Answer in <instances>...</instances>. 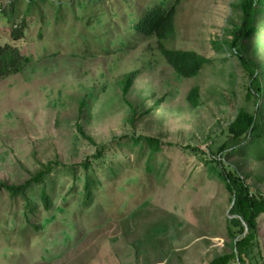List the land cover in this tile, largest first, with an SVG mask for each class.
Wrapping results in <instances>:
<instances>
[{
    "label": "rangeland",
    "instance_id": "1",
    "mask_svg": "<svg viewBox=\"0 0 264 264\" xmlns=\"http://www.w3.org/2000/svg\"><path fill=\"white\" fill-rule=\"evenodd\" d=\"M160 1L33 0L28 32L11 41L30 61L0 79V182L22 183L49 161L58 163L44 178L50 210L41 184L26 192L33 214L23 198L0 188V264H208L230 252V194L211 175V149L228 139L241 108H256L246 99L248 75L231 47L241 0H180L167 46L208 60L192 78L166 63L155 38L125 52L107 44L113 38L130 46V13ZM11 2L16 20L31 0H0V11H12ZM79 2L89 12L97 4L104 11L108 33L97 31L101 41L76 20ZM57 4L66 21H58ZM257 21L243 51L264 81V12ZM11 24L1 12V44ZM83 46L90 47L85 55ZM132 71L138 75L123 95ZM260 111L261 130L249 152L226 153L223 163L264 195V92ZM144 136L157 138L161 150L149 151ZM253 252L264 264V214Z\"/></svg>",
    "mask_w": 264,
    "mask_h": 264
},
{
    "label": "trees",
    "instance_id": "2",
    "mask_svg": "<svg viewBox=\"0 0 264 264\" xmlns=\"http://www.w3.org/2000/svg\"><path fill=\"white\" fill-rule=\"evenodd\" d=\"M32 2L33 0L28 3V10L23 12L24 16L16 20L12 16L15 13L13 8L15 2H11L9 5L12 6V11H6L5 9L0 11V13L2 12L8 15L12 23L9 29V40L4 44L0 42V79H5L21 72L25 66V62L30 61L21 54L20 48L11 44V41L17 42L24 39L23 36L28 32L26 25L29 14L31 13L30 5L33 4ZM179 2L180 0H162L160 3L154 4L151 7L145 5L140 13L131 12L130 15H134L135 17L130 21L132 22L131 29L133 31L130 46H127L124 40H121L119 44H115L113 38H110L107 44L115 45L114 48L120 47L118 50L125 52L129 48L137 46L136 43L139 40L146 41L155 38L159 45V51L166 63L178 75L184 78L197 76L208 60L195 51L180 50L167 46L168 41L174 33V21ZM83 3L79 2L78 6L81 8ZM98 6L100 5L97 4V8L90 12L87 8L82 7L83 10L80 11L82 16L76 20L80 21L83 27L88 30L91 29L90 31L95 33L93 36L96 41H101L102 37L96 33L100 31V33L104 32L107 34L108 21L107 19L104 21V11H99ZM237 6L241 11V24L233 31L231 47L248 75L246 99L252 101L256 108L252 111L247 108H241L234 121L228 127V139L215 150L211 149L213 155L211 159L215 163V166L212 165L213 167H211V175L213 178L220 180L230 194L231 206L226 220V229L230 237L231 250L230 252L215 256L208 264H232V262L237 264H259L253 250L258 245V218L264 214V195L253 192L238 170L229 169L223 163V158L226 153L249 152L250 145L258 137L261 130L260 119L263 115L260 111V101L264 92V81L261 80L257 62L244 53L243 45L250 38L251 34L257 32V14L261 11L264 12V0H241ZM63 10L65 9L57 4L54 13L58 21H66L67 19ZM71 12H74V7ZM86 15H89L90 18ZM113 15H117V12H113ZM138 16L140 18L137 20ZM97 28L101 29L97 30ZM67 31L75 32L71 28H67ZM38 35L39 39H41V32ZM106 46L104 49H106ZM46 49L44 48V50ZM89 49V46H83L79 51L82 55H85ZM146 63L150 65L151 60L146 61ZM137 75V71H132L124 76V86L122 87L123 95L128 93ZM198 98L199 88H192L188 95L190 104L197 106ZM144 137L147 141L149 151L156 152L161 150L160 141L157 138ZM133 139L136 143H141L142 141L141 136ZM186 148L193 150L191 146H187ZM55 163H58V161H49L25 182H0V188L4 189L9 197L13 199L23 198L29 213L33 214L35 207L29 200L26 192L33 184H41L40 197L43 207L46 210H50L52 200L44 184V178L53 170ZM84 167L87 168V164H84Z\"/></svg>",
    "mask_w": 264,
    "mask_h": 264
}]
</instances>
